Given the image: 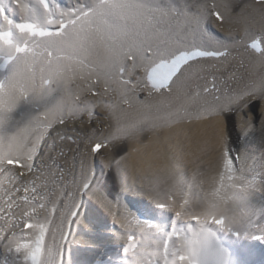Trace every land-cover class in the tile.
I'll list each match as a JSON object with an SVG mask.
<instances>
[{
  "label": "snow or ice",
  "instance_id": "1",
  "mask_svg": "<svg viewBox=\"0 0 264 264\" xmlns=\"http://www.w3.org/2000/svg\"><path fill=\"white\" fill-rule=\"evenodd\" d=\"M255 7L264 18V0H255ZM209 16L224 20L215 4L209 11L206 5L189 0L182 6L164 0H84L70 9L59 7L55 0H0V177L11 185L0 196V244L6 254H15L11 260L6 255L5 264H64L65 242L78 222L84 195L101 203L126 233L123 251L131 257L126 259L130 264H228L219 234L240 236L253 226L254 217L264 219V207L258 213L237 215L248 206L253 191L264 192V174L259 180L249 176L246 159L233 156L226 132L213 122L239 116L258 101L259 127L264 131V76L244 81L232 73L222 87H217L214 76L211 88L190 91L193 77L220 71L231 56L228 45L211 46L205 30ZM250 47L264 56L259 38ZM114 76L120 77L124 103L132 106L129 93L138 102L135 115L123 109L117 114L116 106L103 99H82L83 92L102 96L97 89L101 77L107 81ZM77 78L84 83L77 84ZM141 82L149 95L159 93L167 111L140 100L136 90ZM96 107L107 111L106 118L116 119L107 135L95 127L101 119ZM193 117L211 128V138L205 141V156L193 161L191 182L164 163L155 180L149 181L167 187L162 193L166 200L155 203L174 213L170 230L134 216L101 194L94 183V157L102 159L105 169L126 163L127 156L117 160L109 153L117 141H135ZM76 122L86 124L85 128L77 129ZM254 127L249 116L245 131ZM69 140L75 145L73 163L62 167L52 153L58 142ZM42 150L51 161L50 166L43 164L49 168L48 175L55 180V170L61 181L67 174L72 176L70 186L61 184L60 199L42 195L34 181L21 178L23 170H33ZM60 155H64L62 148ZM156 158L163 160L159 150ZM9 165L21 171L14 172ZM193 184L201 186L202 197L190 200L185 194L178 207L167 202ZM205 184L209 191H204ZM255 238L264 239V230Z\"/></svg>",
  "mask_w": 264,
  "mask_h": 264
},
{
  "label": "bare ground",
  "instance_id": "2",
  "mask_svg": "<svg viewBox=\"0 0 264 264\" xmlns=\"http://www.w3.org/2000/svg\"><path fill=\"white\" fill-rule=\"evenodd\" d=\"M55 2L61 8L70 9L77 2L82 3L84 0H55ZM164 2L182 6L186 0H164ZM189 2L206 5L209 11L212 10L213 4L216 5V10L221 12L224 20L222 22L217 21L214 16H209L205 23V30L211 38V46L218 47L219 43L217 42H220L228 45L231 51L228 62L223 65L220 71L212 69L210 73L205 74L206 78L193 77L189 82L190 91L193 94L205 86L211 88L214 76L217 87H222L223 81L232 73H235L238 78L242 77L244 81L255 80L264 76V56L250 47L257 38H259L261 46H264V18L261 17L259 10L255 7V0H189ZM14 18L19 19L18 16ZM237 41L242 42L235 43ZM128 63L131 64L130 61ZM139 75L143 76V72L140 71ZM124 78H127V74ZM119 80V76L111 77L107 81L101 77L97 89L103 95L93 96L88 92H83L81 97L89 102L103 99L116 106L117 114L120 109H123L129 114L135 115L138 102L129 93L127 98L132 100V106L124 103L125 96L121 92ZM76 83L83 84L84 81L77 78ZM229 83L232 84L233 82L229 80ZM105 88H108L107 92H105ZM136 95L141 101L159 105L162 111L168 110L167 106L161 103L163 98L159 96V93L153 92L149 95V91L143 86V82L137 88ZM258 104V101H253L248 106H257ZM244 112L239 116L227 115L224 117V121L218 118L213 124L222 132H226L228 146L232 150L233 156L240 154L246 159L249 176L259 180V177L264 174V131L259 127L257 115L251 116L249 112L246 114ZM95 113L97 117L101 118L95 123L98 130L103 131L105 135L114 130L115 117L106 118L108 113L101 107H96ZM249 115L253 118L256 127L246 132L247 116ZM84 120L87 123L88 117L86 115ZM85 126L86 124L81 125L79 122L75 124V127L81 130ZM69 128H72V124L69 125ZM68 134L76 135L74 131H69ZM210 138L211 128L204 121L196 120L193 117L190 121L185 119L183 122H174L170 127L156 133H145L135 141H117L109 153L117 160L127 156V162H121L118 166L105 169L102 159L99 156L94 157V183L98 185L101 194L109 202L118 203L121 208L140 219L147 215L157 221L155 225L159 228L170 230L174 213L169 210H162L155 203L157 199L166 200V196L162 193L166 192L167 187L163 184L158 187L150 185L149 181L155 180L156 170L161 163H164L186 175L188 181L191 182L193 161L205 156V141ZM61 148L63 149V156L60 155ZM157 150L162 153L163 160L156 158ZM52 155L59 166L71 167L75 155V145L72 144L71 140L64 143L58 142L57 150ZM213 156L218 158L219 152L213 153ZM65 158L68 160V165H65ZM76 162L78 163V157ZM45 163L51 165V161L47 160V156L42 150L41 156L34 161L38 176L33 171L29 172L25 169L21 178L34 181L38 191L49 197L51 193H59L62 183L67 182L70 186L72 176L67 174L65 181H61L60 174L53 170V174L55 173L54 180L53 175L47 174L49 168L43 167ZM236 166L239 167V164ZM8 167L14 172L21 171L15 165ZM43 173L53 180L49 182L48 189L39 190ZM0 179L3 180L0 196H3V188H10L11 185L7 179L3 177ZM202 187L204 191L210 190L207 184ZM185 194L190 200L200 198L203 195L199 184H193L190 190L185 185L182 191L175 194L174 201L169 200L167 202L170 204L177 203L178 207V202H182V197ZM19 195L23 196L24 193L21 191ZM57 197L60 199L58 195ZM261 207H264V192L257 189L249 196L248 206L238 210L237 215L244 216L246 212L251 213L253 211L258 213ZM39 218L43 219L42 210H40ZM253 219V226L248 229L246 234L240 236L229 232L219 234L222 246L226 250H232L230 258L231 261L234 260L232 264H264V239L255 238V236L260 235L261 230H264V219L259 220L257 217ZM2 222L0 219V223ZM253 232L255 235L251 234ZM21 242L26 241L22 239ZM126 242V233L118 223L114 222L105 207L96 199L84 195L78 211V222L73 223L68 242H65V264H79V262L81 264L83 257L87 259L88 264H130L126 259H131V257L126 258L123 251ZM11 254L14 253L6 254L3 245L0 244V264H5L6 255Z\"/></svg>",
  "mask_w": 264,
  "mask_h": 264
},
{
  "label": "rangeland",
  "instance_id": "3",
  "mask_svg": "<svg viewBox=\"0 0 264 264\" xmlns=\"http://www.w3.org/2000/svg\"><path fill=\"white\" fill-rule=\"evenodd\" d=\"M250 113V115L252 116H256L257 115V117L260 119V116H259V104L257 105V106H248L247 107V109L245 110V114L246 113ZM255 113V114H254ZM249 115V116H250ZM245 116V115H244ZM249 116H247V117H249ZM231 119V118H230ZM229 122H230V120H229ZM79 264H80V262H79ZM81 264H88V261H87V259H85V257H83L82 258V260H81ZM90 264V263H89Z\"/></svg>",
  "mask_w": 264,
  "mask_h": 264
}]
</instances>
